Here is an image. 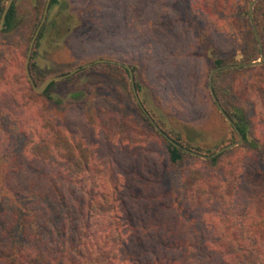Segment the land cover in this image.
<instances>
[{
    "label": "trees",
    "instance_id": "obj_1",
    "mask_svg": "<svg viewBox=\"0 0 264 264\" xmlns=\"http://www.w3.org/2000/svg\"><path fill=\"white\" fill-rule=\"evenodd\" d=\"M6 1L0 0V18ZM16 1L1 32L16 28ZM45 3L31 0L33 33ZM247 3L81 0L82 21H96L98 28L115 34L94 58L116 62L92 63L51 82L42 93L33 91L24 72L27 92L51 109L63 97L72 102L85 95L90 73L102 69L107 77L120 76L122 86L130 87L140 131L150 141L134 142L137 133L118 115V122L101 117L103 124L92 125L105 138L103 148L94 142L90 146L80 141L86 138L84 130L68 126L64 111L60 123H54L37 111L27 113L26 101L15 97L26 99L24 95H1L0 264H264V61L220 69L212 76L213 94L242 143L211 158L189 152L211 155L238 140L216 106L208 78L211 68L255 60L258 43L264 52V25L260 28L249 17ZM63 4L65 0L49 1L35 53L45 35L54 41L50 14ZM239 50L243 59L235 63L231 59ZM126 63L141 105L179 146L159 134L144 114ZM29 72L39 86L68 71L54 75L32 56ZM194 78L202 92L200 103L192 98ZM149 91L161 110L152 107ZM169 101L174 103L168 106ZM211 111L219 118L216 126L208 121ZM132 126L137 127L135 121ZM155 155L167 183L154 171L149 179L140 175L152 169ZM117 170L133 175L134 182L120 184Z\"/></svg>",
    "mask_w": 264,
    "mask_h": 264
},
{
    "label": "rangeland",
    "instance_id": "obj_2",
    "mask_svg": "<svg viewBox=\"0 0 264 264\" xmlns=\"http://www.w3.org/2000/svg\"><path fill=\"white\" fill-rule=\"evenodd\" d=\"M39 1L42 2L44 0ZM251 2L252 0H248V11ZM63 5L65 7L61 6L62 8H59L57 10L55 9V11H52V13L50 14V18L52 19L53 24H55V32L53 34L54 41L45 35L42 44H40L38 49H36V53L35 47L33 45L30 55V59L32 56H34V60H36V62L40 66H48L52 68L54 75H57L58 73L63 71L69 72L77 66H81L91 61L94 62L95 60H98L97 58H94L96 54H99L98 50L105 47L107 40H112V37L115 36L114 31L111 32L107 28H98L97 24L95 23L96 21H94L93 23L91 21H82L80 16L83 14L81 8V0H79L78 2H76L75 0H65V4ZM16 6V28L11 32L0 31V96L6 93H16L24 95L26 99L21 98V96L18 95L15 97L19 101H26L24 107L25 111L28 110L26 111L27 113L33 110L37 111V116L40 117V114L46 115L48 119H52L54 120V123L58 122V124L60 123V120L58 118L62 116V111H64V117H66V119L68 120V126L80 132L84 130V132L86 133V138L80 141H88L90 146H94L91 144V142H94L95 144L99 145V148H103V139L105 138L104 135L100 134L99 130L96 127H92V125L98 123V121H101L103 124L101 117L112 119V123L118 122L116 118L118 117V115L121 119L126 121L131 129H134L137 133L136 137H134V142H136L137 140V144L143 142L147 144V142H149L150 140L146 137L143 131H140V120L134 102L132 101V98L130 96V87H128L127 85H125V87L122 86L124 82L119 80L120 76L115 79L107 77L104 73L105 71L102 69H100V71H96V74L90 73L91 76H89L88 79H86L84 82V86L88 88L85 95L81 96V98L77 101L72 102L66 101L63 97L62 101L58 102V104L56 102H53L54 105L51 103V109L43 107L39 100L36 99L38 98L36 97V95L27 92L23 76L25 72L26 54L28 51L29 42L34 34V30H32L33 10L31 0H17ZM47 17L48 16L46 15V18ZM253 17L256 18V25L260 24L261 28L264 25V3L256 0L252 4L251 19H253ZM253 27L255 32L257 33L254 24ZM93 36L95 37L97 42H94ZM240 51L241 50L237 51L231 61L235 63H240L242 61L243 58ZM99 55L97 57H99ZM209 55L212 56L213 52L209 51ZM259 57L260 51L259 53L255 54L256 59L252 61L259 60ZM126 65L128 64L126 63ZM199 65V63L196 64L197 67ZM212 69L213 68L209 70V74ZM193 76L196 77V72L193 74ZM197 79L198 78H194V89H191V91L192 98H194L196 102L200 103L202 100V92L201 89H199L195 85V81ZM120 89H123V92L119 91ZM136 95L140 102V98L137 93ZM149 95V98L153 104L152 107L157 110H161V103L156 99L155 93L149 91ZM154 100L157 105L154 104ZM173 103V101H169L168 106L172 105ZM87 107H89L90 111ZM17 108L23 111V106H21V104ZM146 113L151 118L150 114L147 111ZM207 114L209 116L208 121L211 118L212 120L210 122L212 124L216 126L218 125V123H220L218 116L213 111H211V114H209V112H207ZM88 115H90V117ZM133 121H135V125L137 127L132 126ZM121 122L123 121L121 120ZM198 128L202 130L201 127ZM226 131L227 129H224V132ZM196 132L197 131L193 132L195 136H197L198 134H196ZM95 137L97 140L95 139ZM77 139L79 140V138ZM148 146L152 147L153 144ZM151 151L153 150L151 149ZM137 154L138 157L141 158V152L139 150H137ZM122 159L128 162V159ZM150 161L152 169L148 170L146 172V175H144V172H141L140 175L146 176V178L149 179L150 173L154 171V175L159 174V176L163 177V179L166 181L165 183H167V175L165 174L162 165H158V159L156 155L152 156ZM116 173L119 177L118 181L120 182V184L121 182H124V184L127 185L134 182L133 175H124L118 170L116 171ZM104 175L105 173L103 172L101 176ZM98 177H100V175ZM104 179L107 180L109 178L107 176H104ZM167 190L173 192V188H169Z\"/></svg>",
    "mask_w": 264,
    "mask_h": 264
},
{
    "label": "water",
    "instance_id": "obj_3",
    "mask_svg": "<svg viewBox=\"0 0 264 264\" xmlns=\"http://www.w3.org/2000/svg\"><path fill=\"white\" fill-rule=\"evenodd\" d=\"M49 1L50 0H46V3H45V6H44V10H43V14H42V18H41V21L39 23V25L37 26L30 42H29V46H28V51H27V54H26V62H25V74H26V77L29 81V83L31 84V87L33 88V90H35L37 93H42L46 88L47 86L53 82V81H60V80H63L71 75H73L74 73H76L77 71L81 70L82 68H85V67H88L90 66L92 63H100V62H105V61H109L111 63H115L116 61L114 60H106V59H98V60H95L94 62H89L87 64H84V65H81V66H77L75 68H73L72 70H70L69 72L65 73V74H62V75H57V76H51V77H48L46 78L39 86H36L33 82V79L31 77V74L29 72V61H30V55H31V52H32V47L34 45V41L38 35V32L42 26V24L44 23L45 21V18H46V15H47V10H48V5H49ZM256 0H252V2L250 3V8H249V17L251 18V7H252V4L255 2ZM13 0H7L6 1V4L4 6V9H3V12H2V15H1V18H0V29H2L3 27V22H4V19H5V15L8 11V9L10 8L11 4H12ZM256 34V33H255ZM259 51H260V57H259V60H256V61H250V62H244V63H241V64H234V65H223V66H220V67H215L213 68L211 71H210V74H209V81H208V88L210 90V93L216 103V106L219 110V112L222 114V116L225 118V120L234 128V130L237 132L238 134V140L231 143V144H228V145H225L223 147H221L220 149L216 150L213 154L211 155H201V154H198L196 152H193V151H189L191 154L193 155H197V156H200L202 158H211V157H214L216 155H219L220 153L236 146V145H239L242 143V135L239 133L238 129L236 128V126L234 125L233 121L229 118V116L224 112V110L222 109V107L220 106L219 102L217 101V99L215 98L214 94H213V91H212V76L213 74L220 70V69H225V68H233V67H239V66H251V65H256V64H261L263 61H264V55H263V52H262V48H261V44L259 43ZM120 64V63H118ZM125 68L128 70L129 72V79H130V82H131V85H132V88H133V94L135 96V99L136 101L138 102V104L140 105L141 109L143 110L144 114L146 115V117L148 118V120L150 121V123L153 125L154 129L159 133L161 134L168 142H170L171 144H174L175 146H179L178 144H176L171 138H169L165 133H163L161 131V129L154 123V121L149 117V115L146 113V111L143 109V107L141 106L140 102H139V99L136 95V92L134 90V84H133V73H132V70L131 68L124 64Z\"/></svg>",
    "mask_w": 264,
    "mask_h": 264
}]
</instances>
